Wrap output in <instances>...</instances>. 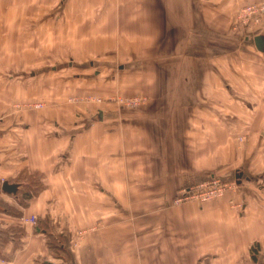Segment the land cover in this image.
<instances>
[{
	"label": "crops",
	"instance_id": "crops-1",
	"mask_svg": "<svg viewBox=\"0 0 264 264\" xmlns=\"http://www.w3.org/2000/svg\"><path fill=\"white\" fill-rule=\"evenodd\" d=\"M257 1L127 0L124 11L132 21L144 15L161 18L165 10L166 20H184L189 35L200 37L210 27L207 21L226 19L222 8ZM253 38L245 51L250 66L225 71L213 67L218 84L227 81L221 79L227 75L238 90L251 95L258 89L264 80V53L256 49ZM244 69L250 71L245 76ZM206 90L202 87L196 98L211 99L205 98ZM178 109L165 112L167 119L177 115L182 119L177 126L166 124V132L146 118L136 126L109 124L102 119L104 112L94 121L91 114L85 120L76 115L81 120L61 126L57 144L44 129L43 122H50L45 114L29 113L26 131L17 122L8 132L0 125V264H264V142L260 138L264 109L241 110L238 117L250 118L248 128L236 120L235 136L244 137L247 144L226 139L225 131L218 137L204 128L190 131L189 119L196 123L194 110ZM147 113L156 121L162 115L159 110ZM5 140H15L17 146L9 141L5 145ZM24 175L37 176L41 185L34 195L23 191L35 182L20 179ZM216 175L227 183L221 195L173 205L178 190L199 188ZM4 183L14 185L15 191H3ZM142 196L155 199L154 220L115 219L116 211L134 212L131 198ZM100 197L107 202L102 204ZM52 211L73 217L63 223L42 221L43 227L38 223L45 234L20 222L30 216L44 218ZM47 234L59 235L63 244L59 251L50 247L52 237L46 238Z\"/></svg>",
	"mask_w": 264,
	"mask_h": 264
},
{
	"label": "rangeland",
	"instance_id": "rangeland-1",
	"mask_svg": "<svg viewBox=\"0 0 264 264\" xmlns=\"http://www.w3.org/2000/svg\"><path fill=\"white\" fill-rule=\"evenodd\" d=\"M126 2L0 0V125L6 127L4 132L10 131L15 122L26 131L31 123L26 116L41 113L50 117V122H43L44 129L50 131L57 144L61 126L76 124L81 120L76 115L85 120L91 114L94 121L98 112L101 117L104 112L102 119L109 124L142 126L146 118L166 132V124L177 126L182 119L178 115L167 119L165 112L189 108L194 110L196 121L189 119L190 131L204 128L205 133L217 137L225 131L226 139L245 142L244 137L235 136V123L243 121L248 128L250 118L238 117L241 110L264 109V80L250 95L249 91L236 89L230 76L224 75L221 79L227 81L218 84L219 78L212 76V68L225 71L228 67L250 66L252 60L245 51L253 36L264 35V0L233 6L234 9L227 6L225 11L222 8L226 19L207 21L210 27L200 37L189 35L184 20H166L165 10L161 18L140 15L143 19L128 20ZM249 6H256L257 19L244 16ZM195 41L204 45L197 46ZM249 72L244 69L242 75ZM202 87L207 88L205 98L211 99H197ZM249 96L254 100H247ZM148 110H159L162 115L156 121ZM17 134L21 135V131ZM136 134L133 139L140 147ZM260 138L264 142L263 133ZM8 141L17 146L15 140H5L4 144ZM17 153L23 155V149ZM20 179L27 183L35 181L24 186L23 191L30 195L40 188L36 175ZM131 199L134 212L116 211V220L137 223L155 219L153 197ZM19 200L24 203L23 196ZM100 202L105 204L106 198L100 197ZM126 208L125 205L122 210ZM72 217L73 214L65 217L52 211L35 220L40 224L48 220L63 223L65 218ZM51 237L50 247L59 251V235Z\"/></svg>",
	"mask_w": 264,
	"mask_h": 264
},
{
	"label": "built area",
	"instance_id": "built-area-1",
	"mask_svg": "<svg viewBox=\"0 0 264 264\" xmlns=\"http://www.w3.org/2000/svg\"><path fill=\"white\" fill-rule=\"evenodd\" d=\"M255 7L256 6L246 7L244 10V16L247 15L250 18H255V15H257ZM226 184L227 183L222 182L218 177L211 176L210 179L199 186V188H183L178 190L176 196L172 200V203L173 205H180L192 199H196L200 202L210 200L221 195L227 187ZM21 222L24 224L34 225L36 222L35 216L22 218Z\"/></svg>",
	"mask_w": 264,
	"mask_h": 264
},
{
	"label": "water",
	"instance_id": "water-1",
	"mask_svg": "<svg viewBox=\"0 0 264 264\" xmlns=\"http://www.w3.org/2000/svg\"><path fill=\"white\" fill-rule=\"evenodd\" d=\"M253 43L256 47V49L262 53H264V36L263 35H258L253 38ZM97 117H101V112H98ZM2 190L8 193H12L15 191V186L14 185H9L4 183L2 186Z\"/></svg>",
	"mask_w": 264,
	"mask_h": 264
},
{
	"label": "trees",
	"instance_id": "trees-1",
	"mask_svg": "<svg viewBox=\"0 0 264 264\" xmlns=\"http://www.w3.org/2000/svg\"><path fill=\"white\" fill-rule=\"evenodd\" d=\"M38 223H39V222L36 221V223H35L34 225H32V226H36V228H35L36 231H38V232L40 231L41 233L45 234L46 231H45L44 229H42V228H39V227H38ZM40 225H41V224H40ZM41 226H42V225H41ZM42 227H43V226H42ZM50 236H51V235H48V234H47L45 237H46V238L48 237V239H49ZM54 242H55V241H54ZM56 243H57V242H56ZM57 244H58V243H57ZM59 246H60L59 248H61V247H63V244H62L61 242H59Z\"/></svg>",
	"mask_w": 264,
	"mask_h": 264
}]
</instances>
